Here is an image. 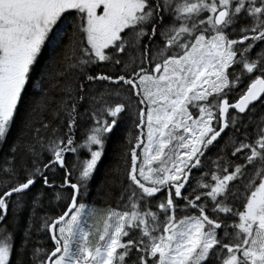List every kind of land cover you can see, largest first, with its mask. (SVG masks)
<instances>
[{"label":"snow or ice","instance_id":"6c2138e0","mask_svg":"<svg viewBox=\"0 0 264 264\" xmlns=\"http://www.w3.org/2000/svg\"><path fill=\"white\" fill-rule=\"evenodd\" d=\"M0 264H264V0H0Z\"/></svg>","mask_w":264,"mask_h":264},{"label":"trees","instance_id":"16d2710c","mask_svg":"<svg viewBox=\"0 0 264 264\" xmlns=\"http://www.w3.org/2000/svg\"><path fill=\"white\" fill-rule=\"evenodd\" d=\"M92 200H98L99 197L96 195L95 190H93Z\"/></svg>","mask_w":264,"mask_h":264}]
</instances>
